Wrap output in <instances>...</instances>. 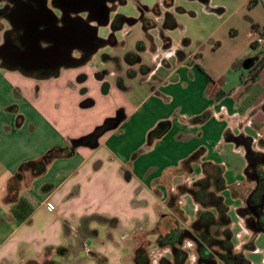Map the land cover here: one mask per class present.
<instances>
[{
    "label": "crops",
    "instance_id": "crops-1",
    "mask_svg": "<svg viewBox=\"0 0 264 264\" xmlns=\"http://www.w3.org/2000/svg\"><path fill=\"white\" fill-rule=\"evenodd\" d=\"M199 1L207 11L213 10L208 7L209 0ZM166 2L170 1L137 0L140 16L135 22L124 21L111 29L115 13L107 25L110 33L102 37L104 43L97 49L110 47L101 60L95 61V51L79 65H62L56 72L44 73L0 64V264H42L45 259L54 264H121L125 237L132 240L128 253L132 252L133 261L138 243L135 234L154 230L161 217L173 213L170 201L182 211L180 227L194 220L199 205L193 199V183L205 176L213 182L220 170L223 177L224 167L214 158L219 143L231 142L236 150L251 145L252 139L239 131L250 122L256 103L260 101L264 110V87L258 78L264 66L254 80H247L264 55L259 49L264 46L252 47L248 35L253 26L262 27L264 21L249 16L240 32H229L230 37L242 39V46L234 45L220 68L216 61L205 63L200 53L204 43L187 49L192 44L189 37L173 41L168 34L173 29L163 32L171 41L170 48H163L160 32L164 13L172 9L186 12L175 6L174 0L170 5ZM188 13L194 15L193 11ZM141 16L153 20L155 26L143 29ZM177 23L174 29L182 27ZM140 24V38L128 39L134 29L139 31ZM5 25L4 32L13 28L10 20ZM116 31L124 37L119 38ZM213 34L206 41L216 53L220 46ZM139 41L144 46L138 51L140 62L128 64L124 54L136 51ZM248 59L252 63L244 69ZM140 65L147 69L141 71ZM90 80L93 94L83 87ZM98 82L103 94H113V101L101 100ZM253 91L255 100L245 102ZM87 96L90 98L85 99ZM117 110L114 118L120 121L116 127L93 143L77 142ZM162 121L166 130L150 134ZM55 147L71 149V153L50 160L41 174L24 171L13 182L22 163L39 159ZM242 154L241 171L223 177L224 188L217 192L227 213L232 203L227 199L237 201L239 216L245 192L234 184L248 187V161L246 153ZM130 181L136 187L129 196V213L123 217L118 204L125 182ZM185 194L194 200L191 215L182 209ZM19 197L33 207L21 223L11 216V206ZM47 201L53 209L46 207ZM153 234L148 239L155 248L156 240L152 243L150 239ZM106 242L114 250H107L103 246ZM116 250L118 257L111 253Z\"/></svg>",
    "mask_w": 264,
    "mask_h": 264
},
{
    "label": "rangeland",
    "instance_id": "rangeland-1",
    "mask_svg": "<svg viewBox=\"0 0 264 264\" xmlns=\"http://www.w3.org/2000/svg\"><path fill=\"white\" fill-rule=\"evenodd\" d=\"M148 2L149 0H145ZM8 0H0V7L7 4ZM175 6H181L186 12H176L172 9L176 20L181 24V28L173 29L168 32L169 36L172 38L173 41L180 42L182 36H187L192 41V44L187 47V49H196L200 43H204V48L200 49V53H202V57L206 64H211L212 62L216 61L217 66L223 68V63H226V58L228 57L229 52H233V46L236 47L242 46V39L241 38H233L229 36V32L236 31L240 32L243 28V24L248 22L247 17L253 16L254 18L257 17L260 22L264 21V3L263 0H258L257 4L249 7V0H209L208 7L213 9L212 11H207L204 3L199 0H174ZM216 9H221L222 11H216ZM193 11L194 15H190L188 11ZM123 14L126 17L131 18H138L140 16V9L137 3V0H121L116 6L112 9L110 18L115 14ZM127 23V22H126ZM264 25V23H263ZM5 21L3 17H0V43L4 40V27ZM141 24L138 26L139 31L134 29L131 35H129L128 39L133 38H140L141 35ZM138 31V32H137ZM141 31V32H140ZM117 36L119 38H123L124 34L121 31H116ZM213 32L212 39H216L219 43L220 49L218 52H212V49L209 45V42L206 41V38L209 37V34ZM110 33V28L108 26H101L98 29V36L99 37H107ZM239 37V36H238ZM206 41V42H205ZM150 42V41H148ZM234 42V43H233ZM151 45V44H150ZM232 48V49H231ZM260 50H263V47H259ZM110 50V47H102L97 51L95 61L101 60L102 54L106 53ZM166 52V51H165ZM253 52V51H251ZM256 52V51H255ZM257 53V52H256ZM0 64H2L0 59ZM3 72V68L0 67V74ZM259 82L264 87V69L259 71ZM84 73V72H83ZM84 75H86L84 73ZM93 79V76L90 77ZM86 84L83 85L84 88L87 90L89 89V94H93V89L90 91V84L93 83L92 80L84 82ZM237 84V83H234ZM243 87L239 91L238 95L243 91ZM120 91V90H118ZM88 93V92H87ZM85 93V94H87ZM97 93L101 100H107L108 102L113 101V94H103L102 90V83L98 82L97 86ZM115 95V93H114ZM90 98L89 96L85 97ZM264 98V94H263ZM264 100V99H263ZM262 100V101H263ZM255 111L250 116V122L246 123V125L241 129L239 132H243L245 135L249 136L251 141V148L264 149V144H260L261 141L264 142V110L260 107V101L255 105ZM118 114V110L114 112L113 118L116 117ZM238 131V128H237ZM260 142V143H259ZM237 147V146H236ZM238 147L237 150L235 149V144L233 143H219L217 146V150L214 151V158L217 159L219 164L223 165V177L226 176H235V173L241 171L244 161L245 150ZM240 150V151H238ZM242 152V153H241ZM220 174L222 175V170H220ZM134 181L125 182V187L122 190V199L119 201L118 207L121 209L118 212L121 213L123 217L129 213L127 210L128 205L130 204V193L133 190L135 192ZM237 188H240V192H246V189L242 187V183L234 184ZM233 185V186H234ZM249 185V183L247 184ZM244 186V185H243ZM234 187V188H236ZM247 187V186H246ZM189 194H185L184 196L187 197L183 198V205L182 209L185 210L187 215L193 214L194 211V200H192ZM229 202L232 201L231 205L228 207V214L231 220V231L233 234L232 242L234 244V250L238 252H242L244 257L250 262V264H264V235L262 233H257L253 236L247 231L245 228V221L244 219L239 216L237 213L238 203L236 204V200H232V198L227 199ZM121 204V205H120ZM111 211H114L111 209ZM195 214H193V219H195ZM191 219V220H193ZM98 227L97 224H95ZM127 230V229H125ZM152 243L157 239V234H153L150 236ZM125 246H124V257L121 261V264H134L130 256L132 252L128 253V250L131 248L132 240L130 237H125ZM249 243L250 246L248 248H243L244 244ZM107 247V250L111 251L114 250L109 243H103V246ZM153 246H148L147 251L150 256L149 264H158L159 257L163 258V256H168L171 248L166 246L164 248H157ZM187 252H188V259L185 264H197L196 263V249L195 245L190 243L187 240L183 241V245ZM113 255L118 257L119 250L111 252ZM121 253V252H120ZM122 254V253H121ZM114 257V256H113ZM112 257V258H113ZM120 264V263H119Z\"/></svg>",
    "mask_w": 264,
    "mask_h": 264
},
{
    "label": "trees",
    "instance_id": "trees-1",
    "mask_svg": "<svg viewBox=\"0 0 264 264\" xmlns=\"http://www.w3.org/2000/svg\"><path fill=\"white\" fill-rule=\"evenodd\" d=\"M169 1L170 2H166V5L171 4V0ZM256 3L257 0H250L249 6H253ZM177 10L180 11L182 9L181 7H177ZM140 20L142 21V27L145 30L155 26V22L151 19L141 16ZM124 21L133 23L135 22V19L118 14L115 16V19L111 24V28H118ZM177 26L178 23L174 14L166 11L164 13L160 32L164 49L170 48L171 41L170 38L165 36L163 32L174 29ZM262 27H264V25ZM251 46L254 47L255 45L251 44ZM143 48V42L139 41L136 45V51L126 52L124 54V60L128 64L140 62L138 51L143 50ZM263 66L264 55L261 56L251 69L247 80H254L258 70H260ZM145 69H147L146 66L140 65L141 71L144 72ZM253 93L254 91L245 99V102L252 103L255 100V95ZM115 121L116 118H106L99 126L95 127L92 132L82 136L77 142H95V139L99 135L113 127ZM165 130L166 122L162 121L151 130L150 134L160 135ZM70 153L71 149L55 147L47 151L39 159L22 163L13 177V182L21 178L24 171H29L34 176L41 174L50 160L61 155H68ZM209 178L210 177L208 176L200 178L192 185L193 199L199 205V209L197 210L195 219L187 227L179 226L182 211H178L177 206L173 203L174 201H170L173 213L161 217L154 230L139 231L135 234V238L138 243L133 251L134 264H149L150 256L147 251V247L150 246L148 235L151 234V232L157 234V248H164L166 246L171 248L169 257H159L158 264H185L188 253L187 250L182 247L184 240H187L195 245L196 253L197 248L200 247L201 251L206 254L202 258V264H212L208 261L209 256L214 257L216 264H250L242 252L234 250V244L232 242L233 234L230 228V218L227 213V206L223 201L222 195L217 194V192L224 188V179L220 172L213 182ZM172 200L174 199L172 198ZM32 211V205L22 197H19L11 206V216L17 223L26 221ZM249 246L250 245L247 243L243 245V248H248ZM30 264L37 263L33 261ZM42 264H54V262L45 259Z\"/></svg>",
    "mask_w": 264,
    "mask_h": 264
},
{
    "label": "water",
    "instance_id": "water-1",
    "mask_svg": "<svg viewBox=\"0 0 264 264\" xmlns=\"http://www.w3.org/2000/svg\"><path fill=\"white\" fill-rule=\"evenodd\" d=\"M26 11H18L14 20L22 29L20 44H12V51L6 52L7 61L3 65L17 67L24 72L31 73L41 67L56 72L62 65H72L69 62L73 56L72 51L79 45L87 44V53L84 62L92 53L97 51L104 43L98 36V29L110 23L111 7L107 0H81L77 11L94 10L100 20L93 23L87 16L72 17L65 11V20L59 16L48 0H34ZM60 21V23H58ZM112 29V28H111ZM103 41V43H97ZM42 43H48L43 47ZM10 61V62H9ZM252 59L245 61L243 68L248 69ZM75 65V64H74ZM120 118L117 117L113 127H116Z\"/></svg>",
    "mask_w": 264,
    "mask_h": 264
},
{
    "label": "flooded vegetation",
    "instance_id": "flooded-vegetation-1",
    "mask_svg": "<svg viewBox=\"0 0 264 264\" xmlns=\"http://www.w3.org/2000/svg\"><path fill=\"white\" fill-rule=\"evenodd\" d=\"M7 4L0 7V17H3L5 23H8L10 20L13 24V28L4 32V40L0 43V59L3 64L4 60L7 61L6 52L12 51V44H20L19 39L21 38L22 29L19 28L17 23L14 20V15L18 11H26L29 8V4H34V0H8ZM81 0H48V5L53 6L54 11L65 20V11H69L72 17H76L77 15L87 16L92 20L93 23L97 22L99 19L97 12L93 9L89 11H77V7ZM89 1V0H84ZM121 0H107L111 9H113L117 2ZM50 2V3H49ZM115 19V18H114ZM113 19V21H114ZM60 23V21L58 22ZM97 43H103V41H98ZM48 43H42V46H48ZM87 44H81L78 48L72 51L73 58L67 62L74 64H81L84 62L86 53H87ZM76 54V55H74ZM10 62V61H9ZM51 67H41L33 72L36 73H44L50 72ZM99 75H103V73H99ZM264 144V142H263ZM248 165L246 168V174L248 177V187L245 192V196L243 198V205L239 209V213L241 217L245 221V228L247 231L252 234V238L257 233H262L264 235V149H252L251 145L248 144L245 150ZM249 244V243H248ZM250 245V244H249ZM197 257L196 263L202 264L204 252L201 251L200 247L197 248ZM188 259L185 260V263ZM209 263L216 264V260L214 257H208Z\"/></svg>",
    "mask_w": 264,
    "mask_h": 264
},
{
    "label": "built area",
    "instance_id": "built-area-1",
    "mask_svg": "<svg viewBox=\"0 0 264 264\" xmlns=\"http://www.w3.org/2000/svg\"><path fill=\"white\" fill-rule=\"evenodd\" d=\"M248 37L251 44L264 46V27H253ZM45 205L48 209H53L51 202L47 201Z\"/></svg>",
    "mask_w": 264,
    "mask_h": 264
}]
</instances>
